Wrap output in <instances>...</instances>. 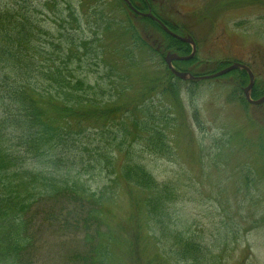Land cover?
I'll return each mask as SVG.
<instances>
[{
    "label": "rangeland",
    "instance_id": "1",
    "mask_svg": "<svg viewBox=\"0 0 264 264\" xmlns=\"http://www.w3.org/2000/svg\"><path fill=\"white\" fill-rule=\"evenodd\" d=\"M24 1L40 24L33 26L37 46L54 53L42 62L59 63L72 79L120 81L127 87L120 97L123 111L163 112L167 125L151 122L166 128L161 153L142 151L136 141L129 151L160 184L173 188L164 212L151 219L143 191L111 184L105 171H92L83 177L90 189H115L101 205L98 222L92 219L86 227L89 236L84 241L73 225L59 226L63 214L77 212L69 204H43L32 211L30 264H192L190 256L180 255L188 241L199 247L194 264H264V103L245 102V77H174L164 94L148 92L161 75L172 83L162 56L175 47L152 21L119 0ZM15 2L21 0H0ZM152 8L172 32L194 41L193 59L180 63L179 71L212 74L237 61L250 68L258 91L264 90V0H156ZM67 48L76 50L68 59ZM190 51L188 45L184 54ZM128 100L134 101L131 107L124 106ZM98 232L110 235L96 237Z\"/></svg>",
    "mask_w": 264,
    "mask_h": 264
},
{
    "label": "trees",
    "instance_id": "2",
    "mask_svg": "<svg viewBox=\"0 0 264 264\" xmlns=\"http://www.w3.org/2000/svg\"><path fill=\"white\" fill-rule=\"evenodd\" d=\"M19 3H0V263L3 264H30L36 237L31 231L32 211L43 204L63 207L66 203L74 208L77 212L67 211L58 224L61 228H66L67 223L73 225L75 231L82 232L85 241L89 236L86 227L92 219L98 222L101 205L113 197L115 189L106 184L99 190L90 189L83 177L92 171H105L111 184L119 182L143 191L144 206L151 219L164 212L173 196V188L167 183L160 184L129 151L136 141L141 143L142 151L144 148L161 153V147L167 145L166 128H157L151 122L167 125L163 123L166 119L163 112L139 109L136 115L130 108L123 111L120 97L126 94L127 87L120 81L106 83L107 79L102 77L91 82L86 76L72 79L59 63L42 62V57L47 60L54 53L37 46L38 34L33 26L40 24L28 10L30 4L24 0ZM69 17L75 19L72 11ZM169 39L175 44L173 50L184 54L188 45L170 36ZM82 42L84 45L79 47L86 51L87 42ZM65 51L68 59L76 50ZM80 59L79 56L78 62ZM180 63L174 62V67L178 69ZM165 70L172 74L166 64ZM233 72L242 79L244 76L247 82L244 71ZM173 79L174 76L169 83L161 75L156 84L145 90L164 94L167 87L174 85ZM90 90L93 93L89 94ZM251 91L252 97H256L264 90L259 92L254 85ZM106 93L108 97H104ZM124 104L131 107L134 101ZM90 120L100 125L88 126ZM100 234L110 235L98 232L96 237ZM194 245L185 242L180 252L184 259L190 256L192 264L199 259L192 256L199 250ZM98 251L103 255L105 249L101 247Z\"/></svg>",
    "mask_w": 264,
    "mask_h": 264
},
{
    "label": "water",
    "instance_id": "3",
    "mask_svg": "<svg viewBox=\"0 0 264 264\" xmlns=\"http://www.w3.org/2000/svg\"><path fill=\"white\" fill-rule=\"evenodd\" d=\"M149 16H151L150 14H148ZM152 17V16H151ZM154 18V17H153ZM160 23V22H159ZM165 31L169 32L165 27H163ZM170 33V32H169ZM171 34V33H170ZM172 36L180 39L181 41H184V42H188V43H191L192 44V47H193V50L192 52L187 55V56H179L177 54H174V53H170V52H167L165 57H164V60L166 62V64L168 65L169 69L172 71V73L174 75H176L177 77H179L180 79H190V80H197V79H207V78H213V77H217V76H220V75H223L235 68H241L243 70H245L249 76V82H248V85L243 89V93H244V96H245V99L251 103V104H261L262 102H264V95L260 98H258L257 100H252L249 96V89L252 87L253 85V75L251 73V71L244 65L240 64V63H237V62H234L233 64L223 68L222 70H219L213 74H210V75H205V76H192V75H188L184 72H179L177 70H175L172 65H171V62L173 60H188L190 58L193 57L194 55V43L192 41V39L190 37H178L176 35H173L171 34Z\"/></svg>",
    "mask_w": 264,
    "mask_h": 264
},
{
    "label": "flooded vegetation",
    "instance_id": "4",
    "mask_svg": "<svg viewBox=\"0 0 264 264\" xmlns=\"http://www.w3.org/2000/svg\"><path fill=\"white\" fill-rule=\"evenodd\" d=\"M128 1L130 4H132L131 2L133 1L134 5L136 6V9H138L140 11L146 10V12H150V13L154 14L153 8H152V3L155 2L156 0H128Z\"/></svg>",
    "mask_w": 264,
    "mask_h": 264
}]
</instances>
